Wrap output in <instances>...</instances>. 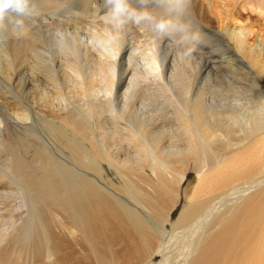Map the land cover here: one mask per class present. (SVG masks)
Returning a JSON list of instances; mask_svg holds the SVG:
<instances>
[{
    "label": "bare ground",
    "instance_id": "1",
    "mask_svg": "<svg viewBox=\"0 0 264 264\" xmlns=\"http://www.w3.org/2000/svg\"><path fill=\"white\" fill-rule=\"evenodd\" d=\"M30 7L0 22V188L27 194L0 202V264H264L261 23L227 32L214 71L111 40L102 0Z\"/></svg>",
    "mask_w": 264,
    "mask_h": 264
},
{
    "label": "clouds",
    "instance_id": "2",
    "mask_svg": "<svg viewBox=\"0 0 264 264\" xmlns=\"http://www.w3.org/2000/svg\"><path fill=\"white\" fill-rule=\"evenodd\" d=\"M189 0H102L101 19L116 40L129 25L149 30L155 39L169 41L178 59L192 55L199 34L190 19ZM31 0H0V22L21 27L30 15ZM155 5L156 7H150Z\"/></svg>",
    "mask_w": 264,
    "mask_h": 264
},
{
    "label": "rangeland",
    "instance_id": "3",
    "mask_svg": "<svg viewBox=\"0 0 264 264\" xmlns=\"http://www.w3.org/2000/svg\"><path fill=\"white\" fill-rule=\"evenodd\" d=\"M205 2L207 4L204 7L203 18L208 19L210 21V24H207V25L203 24L202 26H204L205 28L198 30L199 41L195 43V50L193 51L194 54L192 53L191 57L193 56V58L199 61L200 60L204 61L203 59L205 60L208 59L209 62L213 63V67H214L215 62L218 60V58H221L222 52H225L224 56H222V57H225L227 52L232 47V45L226 46L225 40H223V37L225 38V35L227 34L229 30L230 31L232 30V27L242 26V27H245L251 30L255 29L254 31L256 32V29L257 27L260 26V23H261L260 27H264L262 26L264 25L262 23L264 22V20H263V15L255 11V8L253 7L248 8L249 7L248 0H237V2H234L235 3L234 8H233L234 12L232 11V13L226 17L224 15H221L222 21H224V25L222 26L220 23L215 24L214 17L216 15L212 13V8L209 4V0H205ZM225 2L229 8H230V4L233 5V0H230V1L228 0ZM150 7L155 8L156 6L150 5ZM191 20L194 23V20L193 19ZM194 28H195V23H194ZM123 32L124 33H121V35H123V37L125 38L122 39L123 37L120 35V37L118 38L120 43L123 40L125 42V45H124L125 48L127 49L130 48L132 50H135L136 52L141 51L142 49L141 53H143V51L149 48L150 45H152L153 43H157L156 41L158 40L153 37L152 33L149 30H146L141 26L129 25ZM124 42H122V44ZM161 44H162V47L165 45L168 51L167 54H168L169 62H171V60H175L176 59L175 53L171 52L174 50L170 48L169 41L161 40ZM191 57L190 59L193 60V58ZM213 69L214 71H218V67L217 68L214 67ZM25 100L27 99L25 98ZM15 107L19 110H23L25 108V105L20 103V104H15ZM3 167L4 165L0 166V168H3ZM3 171H4L3 169H0V173ZM26 198H27V194L24 188L19 186L18 184H13L11 181L9 183H4L3 187L0 188V202H9V203L11 202V203L17 204L18 202H24ZM1 212L2 214H5L2 217L6 218L5 216L7 214V211L3 210Z\"/></svg>",
    "mask_w": 264,
    "mask_h": 264
}]
</instances>
